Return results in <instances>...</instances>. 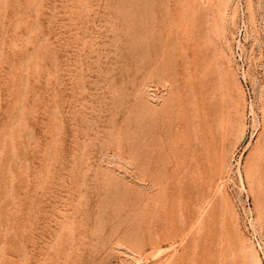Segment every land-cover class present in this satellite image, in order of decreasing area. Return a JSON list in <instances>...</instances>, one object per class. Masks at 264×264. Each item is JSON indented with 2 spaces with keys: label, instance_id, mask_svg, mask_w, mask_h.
Here are the masks:
<instances>
[{
  "label": "rangeland",
  "instance_id": "obj_1",
  "mask_svg": "<svg viewBox=\"0 0 264 264\" xmlns=\"http://www.w3.org/2000/svg\"><path fill=\"white\" fill-rule=\"evenodd\" d=\"M0 264H264V0H0Z\"/></svg>",
  "mask_w": 264,
  "mask_h": 264
},
{
  "label": "bare ground",
  "instance_id": "obj_2",
  "mask_svg": "<svg viewBox=\"0 0 264 264\" xmlns=\"http://www.w3.org/2000/svg\"><path fill=\"white\" fill-rule=\"evenodd\" d=\"M113 156V155H112Z\"/></svg>",
  "mask_w": 264,
  "mask_h": 264
}]
</instances>
